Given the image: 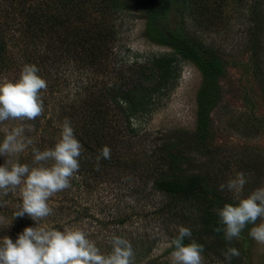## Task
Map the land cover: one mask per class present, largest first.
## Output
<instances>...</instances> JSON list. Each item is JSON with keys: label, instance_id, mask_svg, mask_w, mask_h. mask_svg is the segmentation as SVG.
Segmentation results:
<instances>
[{"label": "rangeland", "instance_id": "1", "mask_svg": "<svg viewBox=\"0 0 264 264\" xmlns=\"http://www.w3.org/2000/svg\"><path fill=\"white\" fill-rule=\"evenodd\" d=\"M261 2V9H264V0ZM8 3L9 0H0L8 10L6 21L20 24L24 19L21 11L8 7ZM252 3V0L177 3L161 20L166 29L190 38L207 51L210 48L224 62V75L218 78V100L209 112V135L204 146L193 144L191 140L195 132L197 97L203 80L197 68L188 61H179L178 78L167 95L155 99L154 106L149 107L145 114L130 116L129 122L135 129L133 148L129 149L125 142L128 135L118 134L126 114L118 105L103 106L110 131L117 132L116 147L125 158H147L150 151L157 148L162 150L165 145H178L177 154L185 171L217 180L219 193L234 205L238 203L234 195L227 189L220 191L219 186L235 178L237 173H245L248 181L242 198L264 186V33L259 34L257 40L251 34L248 14ZM28 4H35V0H28ZM105 16L107 27L114 32V40L107 44V51L110 50L107 57L103 56L96 64L105 66L97 69L87 67V58L82 60L85 55L81 45L60 23L54 24L55 21L51 23L47 22L49 19L42 18L43 31L40 33L27 34V37L19 29L8 33L10 58L7 65L4 62L0 65V83L17 80L25 64H35L39 75L48 83L47 92L43 93V116L27 122L35 126L30 135L36 140L37 147L48 140H59L61 130H56V127L61 129L62 125H58V119H64L68 111L77 107L75 110L85 116L90 91L96 94L97 89L109 88L114 83L123 85V90L139 82L144 85L154 83L155 75L149 67L148 57L170 53L146 37V21L139 0H112L111 9ZM71 18L73 15L69 20ZM63 25L68 26L67 23ZM254 42L259 44L256 54L251 50ZM28 50L37 56L36 59L26 55ZM88 80H92L90 84L93 85L87 84ZM19 123L9 121L0 125V141L6 130ZM30 150L14 159L31 164ZM3 163L4 158L0 157V165ZM150 175L136 177V180L134 176H126L129 180L124 185L103 184L93 195L86 197L92 205L89 219L70 225L62 224L61 219L71 205L68 202L73 194L59 192L50 198L53 214L45 218L41 226L60 230L65 227L82 229L90 234L89 238L104 253L111 251V237L121 235L132 243L134 264H171L170 253L173 250L169 246L170 241L178 234V227L185 226L192 231L191 239H186L204 246V264H227L223 253L228 247H235L240 252L231 264H264V245L249 236L252 225L241 233L239 239L229 243L223 232L211 231V224L203 220L200 207L204 203L171 200L154 189L153 176L151 178ZM61 193L67 195H58ZM21 203L19 190L0 196V239L8 236L15 242L23 232L17 223L20 218L14 217ZM59 208H62L61 213L55 212ZM124 214L131 216L124 226L105 225L108 219H120ZM75 217L76 214H72L71 218ZM30 222L36 226L35 221ZM219 227H222L220 223Z\"/></svg>", "mask_w": 264, "mask_h": 264}, {"label": "trees", "instance_id": "2", "mask_svg": "<svg viewBox=\"0 0 264 264\" xmlns=\"http://www.w3.org/2000/svg\"><path fill=\"white\" fill-rule=\"evenodd\" d=\"M198 1L202 0H139L146 21V37L154 44L170 50L169 54L153 55L147 59L149 67L155 75L154 83L152 81L144 85L139 82L132 84L130 88H124V90L123 85L114 83L109 88L104 86L102 89H97L96 94L90 91L86 100L89 108L85 110V116L77 112L76 107L73 108V111H68L64 119H58V125H62L66 118L71 121L74 134L83 145L80 169L72 178L71 187L64 190L73 195L68 202L71 204L70 207L64 211V216L61 219L62 224L70 225L73 222L83 221L82 219L85 218L89 219L92 205L91 200L89 203L86 197L93 195L103 184L124 185L129 180V178L126 180L129 175L134 176L133 178L136 180V177L151 173V178L153 176L152 185L157 192L175 201L196 200L199 203H204L200 207L203 220L211 224V231L219 227V216L216 210L230 202L225 201L219 193L218 181L185 171L186 168L177 154L180 146L175 144L169 147L165 145L162 150L157 148L156 151H150V156L147 158H125L123 153L119 152L120 149L116 147L117 132L110 131L107 112L103 109V106L108 105L121 107L120 111L126 116L122 121V130H119L118 134L128 135L125 142L129 149L133 148L135 146V129L129 122L130 116L137 117L140 114H145L149 107L154 106L155 99L167 95L178 78L179 61H188L197 68L203 80L197 97L195 132L191 140L193 144L205 145L209 135V112L218 100V78L224 75V62L210 48L207 51V48L201 47L199 43L195 44L190 38L166 29L161 24L164 16L170 13L177 3L184 5L198 3ZM54 2H56L55 6L52 5ZM252 2V10L249 11L248 16L251 34L257 40L259 39L258 35L264 33V9H261V0H252ZM111 5L112 0H35V4H28V0H9L8 7H13L15 10L19 8L24 17L20 24H16L11 20L6 21L8 10L3 4H0V65L3 62L7 65L9 62L8 33L19 29L23 36L35 35V33L43 31L41 29V24L44 23L42 18H46L49 19L47 22L55 21L54 24L60 23L62 27L70 30L72 38L81 45L84 51L85 56L82 57V60L87 58L89 64H86L87 67L101 68L105 66V64H101L102 66L96 64L101 61L103 56L107 57L108 51L110 52V50L107 51L109 49L107 44L114 40L113 30H110L105 23L107 17L105 13L108 14ZM72 15V20H69ZM61 18L63 19L61 20ZM66 23L68 26L63 25ZM251 47L254 54L259 52L257 42H254ZM26 53V55L33 56V59L37 57L29 50ZM76 55L74 53V56ZM91 81L88 80L87 84H90ZM89 110L93 112H88ZM56 130L61 129L56 127ZM56 142L57 140H48L39 146L41 150H44L53 147ZM104 146L110 147L111 158L102 159L100 169L97 171L95 157ZM30 155H32L31 150ZM128 159H130L129 162H127ZM58 195L65 197L67 194ZM107 204H111V202ZM61 209L59 208L55 212L61 213ZM72 214H76L73 219L71 218ZM129 220H131V216L124 214L120 219H108L105 225L124 226ZM30 221L32 219L25 215L17 223L19 228L24 230L26 227H33V223ZM57 225L56 227H58ZM190 242L188 239L184 241L185 244ZM171 250H173L172 247ZM149 264L157 263L149 262Z\"/></svg>", "mask_w": 264, "mask_h": 264}, {"label": "clouds", "instance_id": "3", "mask_svg": "<svg viewBox=\"0 0 264 264\" xmlns=\"http://www.w3.org/2000/svg\"><path fill=\"white\" fill-rule=\"evenodd\" d=\"M47 89L48 83L39 75L35 64H25L17 80L0 83V125L9 121L20 122L6 130L0 141V157L4 158L3 165H0V196L19 190L22 203L14 213L15 219L27 215L36 223L35 227H26L15 242L8 236L0 239V264H134L132 243L122 236L113 235L109 241L111 251L104 253L82 229L65 227L60 230L41 226V222L53 214L50 198L71 187L83 154V145L67 118L53 147L41 150L36 146V140L30 135L35 126L27 122L43 116V93ZM29 148L31 164L14 159ZM110 158L111 149L104 146L95 157L96 170L100 169L102 159ZM247 183L245 173L239 172L235 178L219 186L220 191L227 189L231 192L238 203H226L216 210L222 227L214 231L223 232L224 239L230 243L239 239L241 233L252 225L249 236L264 245V186L242 198ZM191 237L190 228L178 227V234L169 244L173 248L171 264H204V246L195 240L184 243ZM223 255L227 264H231L240 252L235 247H228Z\"/></svg>", "mask_w": 264, "mask_h": 264}]
</instances>
